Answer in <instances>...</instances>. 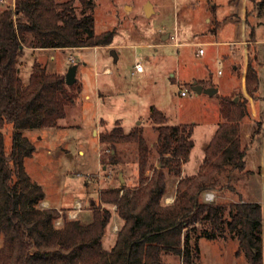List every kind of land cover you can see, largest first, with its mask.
<instances>
[{
	"label": "trees",
	"instance_id": "obj_1",
	"mask_svg": "<svg viewBox=\"0 0 264 264\" xmlns=\"http://www.w3.org/2000/svg\"><path fill=\"white\" fill-rule=\"evenodd\" d=\"M75 3L81 7L80 16ZM93 8V0H14L12 8L0 9V264H167L162 257L175 255L182 264H202L198 240L228 235L238 242L236 255L243 252L249 264H264V207L243 201L234 190L246 174L239 128V122L249 115L246 98L237 102L222 99L223 120L207 144L197 174L181 177L194 147L192 126L169 125L164 113L151 106L150 120L157 132L152 147L160 166L152 168L149 177L146 171L152 151L143 131L138 126L126 133L116 122L98 136L100 161L103 167L116 165L115 145L135 144L136 186L100 191V204L90 207L91 219L85 223L62 216V226L56 227L59 210L35 207L44 193L24 170V159L34 151V145L23 132L58 126L80 89L67 86L64 75L50 73L39 63L33 64L24 84L19 75L24 47L109 46L114 32L95 34ZM248 61L245 87L255 99L258 77L252 60ZM6 125L12 128L9 148L2 132ZM166 175L177 179L176 197L170 205L163 202ZM207 189L216 194L231 192L238 200L224 195L222 200L204 203L202 193ZM107 206H113L123 222L109 250L102 246L112 217Z\"/></svg>",
	"mask_w": 264,
	"mask_h": 264
},
{
	"label": "rangeland",
	"instance_id": "obj_2",
	"mask_svg": "<svg viewBox=\"0 0 264 264\" xmlns=\"http://www.w3.org/2000/svg\"><path fill=\"white\" fill-rule=\"evenodd\" d=\"M93 3L95 34L114 32L109 46L43 52L31 59L32 64L37 61L48 72L61 75H65L71 65L77 66L73 89L79 88L80 93L73 104L66 106L65 118L56 127L23 132L34 145V151L24 159V170L44 193V199L35 207L59 210L61 217L55 221L56 227L62 226V216L84 223L90 221V207L100 204V191L136 186L138 148L135 144L115 145L119 160L116 165L103 167L100 161L98 136L105 129L113 128L116 122L126 133L140 126L152 151L146 171L149 177L152 168L160 166L152 147L157 132L150 120L151 106L164 113L169 125L192 126L196 146L191 162L201 153L202 143L220 122L218 97L223 95L234 102L246 98L248 111L250 102L254 104L259 97L257 110L264 113V0H93ZM146 4L151 7L150 15L144 12ZM12 7V0H0V9ZM75 7L80 16V5L75 3ZM199 49L203 54L198 53ZM248 60H252L258 77L255 99L247 94L245 87ZM137 62L145 69L143 73L135 71ZM104 67L110 68L113 74H103ZM30 70L29 65L21 69L23 83L28 81ZM193 79H199L203 85H217L218 94L213 97L195 95L191 90ZM179 89L187 90L185 97L179 95ZM100 120L105 124L100 125ZM262 123L264 121L255 124V132L263 131ZM242 127L245 134L246 127ZM2 132L9 148L11 126L6 125ZM248 158L251 167L259 163L258 157L252 154ZM164 171L167 173L166 169ZM120 176L123 183L119 181ZM166 180L163 195L174 185L175 177L166 175ZM239 186L237 183L235 189ZM214 194L221 200L238 199L231 192ZM107 207L112 217L102 246L109 250L120 226L114 233L111 222L117 215L113 206ZM205 240L199 244L204 262L231 264L228 262L232 257L230 243L223 247ZM224 240L234 241L238 249L235 238L228 235ZM262 244L264 260V219ZM235 257L240 264L248 263L243 252ZM162 259L181 264L176 255Z\"/></svg>",
	"mask_w": 264,
	"mask_h": 264
},
{
	"label": "crops",
	"instance_id": "obj_3",
	"mask_svg": "<svg viewBox=\"0 0 264 264\" xmlns=\"http://www.w3.org/2000/svg\"><path fill=\"white\" fill-rule=\"evenodd\" d=\"M14 4V0H12V6ZM165 38V37H164ZM173 39H176L175 37H172ZM173 45H178V43ZM74 50L72 48H68V49H64V50H60V49H34V48H30V47H24V55L23 58L21 59V65L19 67V75L21 73V69L23 67H26L27 65L30 66V69L32 70V66L35 63H39L37 61H33L32 64V58L36 57L37 55L43 53V52H53V51H67V50ZM70 61V60H69ZM138 63V62H137ZM40 64V63H39ZM45 67V66H44ZM30 70V72H31ZM144 68L141 72L139 73H143L144 72ZM245 71L242 70V76L243 77V72ZM103 74H113V72L111 71L110 68L108 67H104L102 70ZM218 74V71H217ZM246 74V73H245ZM30 75V74H29ZM221 75V74H218ZM232 77V76H231ZM245 77V75H244ZM244 77H243V81H244ZM193 82H200L199 79H193ZM174 81V80H173ZM27 83V82H26ZM24 82V84H26ZM202 86L203 90L204 88H208V87H214L217 89V93L214 94L213 96H216L218 94V86L217 85H212V84H208V85H203V83L199 84ZM244 88V85H243ZM230 89V88H229ZM228 89V90H229ZM180 90V89H179ZM195 95H199L201 96L202 94L207 95L206 93L201 92L200 94H196ZM209 96V95H208ZM210 96V97H213ZM85 98H87V96H85ZM226 97H224L223 95H221L220 97H218V105H219V111H220V116H221V101L222 99H224ZM258 99L259 97L256 99L255 103L253 104V102H250L249 105V115L246 117V119H242L239 122V128H240V143L242 144V147L245 149V154H244V161H245V168H244V172L246 173V176H244V178L238 183L240 184L238 190L235 189L236 184L234 185V190L237 193V195L241 196V199L243 201H247V202H251V203H260L262 205V207H264V123H262V127H263V131H261L260 133L255 132L254 131V126L257 122L260 121H264V113H260L257 110V104H258ZM263 117V119L261 118ZM223 120L222 116L220 117V122L221 123ZM216 125V129L213 130V132H211L208 136V138L202 143V148L203 150L201 151V153L197 156V158H195V160L193 162L190 161V157L191 154L193 152V150L195 149V141L193 139L194 137V129H193V133H192V140H193V149L191 150L190 154H189V158L188 160L183 164L182 169H181V177L184 176H188L190 177L191 175H195L197 174L200 165L202 164V160L204 158V154H205V149L208 146L207 144L210 142V140L212 139V137L214 136L216 130H217V126ZM246 127V133L244 134V130H243V126ZM38 130H33L32 132H36ZM96 131V128L93 129V134ZM31 132V133H32ZM253 155V157L255 156L256 158L258 157V161L259 163L256 165L254 163V165L251 167L250 166V161H248V157L249 155ZM176 186H177V179L174 180V185L172 187H170V189H168L167 194L163 195V201L165 205H170L174 202L175 199V193H176ZM210 192L214 195V200L216 201L218 199V196L214 194V191L207 189V191H204L202 193V201L204 203H209L208 201H205L204 198V193ZM238 200V199H237ZM169 201H171V203H169ZM232 201H236V200H232ZM112 225H113V232L115 233L118 226H122L123 222L117 218V217H113L112 220ZM115 236V235H114ZM116 240V237L113 238V241L111 243V247L114 245ZM204 240L203 238H200L198 240V246L200 244V241ZM205 241H209L210 244H217L220 243L221 245H223V247H225V244H231V251L229 252L230 254H232L231 258H228V262L230 261L231 264H240L239 261L237 260V258L235 257L236 251L237 249V245H235L234 241L231 240H224L222 238H216V239H212V240H205ZM200 248V259L199 262H201L202 264H208L207 262L203 261V251L201 249V246H199ZM222 255V254H221ZM179 258V257H178ZM180 259V258H179ZM264 261V260H263ZM167 264H173L171 261H167L165 262ZM179 263H181V261L179 260ZM182 264V263H181ZM221 264H224V262H221ZM249 264V263H246Z\"/></svg>",
	"mask_w": 264,
	"mask_h": 264
},
{
	"label": "water",
	"instance_id": "obj_4",
	"mask_svg": "<svg viewBox=\"0 0 264 264\" xmlns=\"http://www.w3.org/2000/svg\"><path fill=\"white\" fill-rule=\"evenodd\" d=\"M144 12L146 13V15H150L151 14V7L149 4H146L145 7H144ZM112 54L114 55V51H112ZM76 70H77V66L74 64V65H71L70 67H68L65 75H64V81H65V84L67 86H72L75 81H76ZM191 90L192 92L196 93V94H200L201 92L203 93H206L207 95L209 96H213L214 94L217 93V89L214 88V87H208V88H202L201 85L197 84L196 82H193L192 83V86H191ZM119 181H121V183H123L122 179H121V176L119 177ZM93 204V202H92Z\"/></svg>",
	"mask_w": 264,
	"mask_h": 264
},
{
	"label": "built area",
	"instance_id": "obj_5",
	"mask_svg": "<svg viewBox=\"0 0 264 264\" xmlns=\"http://www.w3.org/2000/svg\"><path fill=\"white\" fill-rule=\"evenodd\" d=\"M203 50L202 49H199L198 50V53L201 55L203 54ZM71 62H72V59L70 58L69 59ZM134 69L136 72H141L143 70V66L141 63H137L135 66H134ZM218 74H221L220 71H218ZM187 94V90L186 89H180L179 90V95L182 96V97H185ZM204 198H205V201L207 202H212L214 200V195L210 192H207V193H204Z\"/></svg>",
	"mask_w": 264,
	"mask_h": 264
},
{
	"label": "clouds",
	"instance_id": "obj_6",
	"mask_svg": "<svg viewBox=\"0 0 264 264\" xmlns=\"http://www.w3.org/2000/svg\"><path fill=\"white\" fill-rule=\"evenodd\" d=\"M169 203H171V201H169Z\"/></svg>",
	"mask_w": 264,
	"mask_h": 264
}]
</instances>
